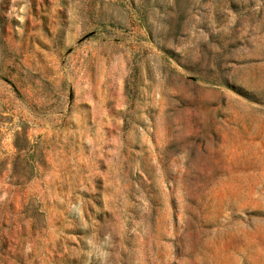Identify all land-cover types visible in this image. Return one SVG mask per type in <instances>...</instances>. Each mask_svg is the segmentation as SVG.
Instances as JSON below:
<instances>
[{
    "label": "rangeland",
    "instance_id": "rangeland-1",
    "mask_svg": "<svg viewBox=\"0 0 264 264\" xmlns=\"http://www.w3.org/2000/svg\"><path fill=\"white\" fill-rule=\"evenodd\" d=\"M0 264H264V0H0Z\"/></svg>",
    "mask_w": 264,
    "mask_h": 264
}]
</instances>
